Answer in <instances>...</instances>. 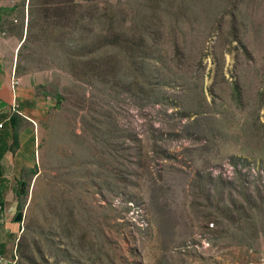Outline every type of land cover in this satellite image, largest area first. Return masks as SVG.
<instances>
[{
	"label": "rangeland",
	"instance_id": "1",
	"mask_svg": "<svg viewBox=\"0 0 264 264\" xmlns=\"http://www.w3.org/2000/svg\"><path fill=\"white\" fill-rule=\"evenodd\" d=\"M75 2L67 29L0 25L25 33L18 71L50 78L27 104L47 109L37 175L11 180L16 263H257L264 0ZM11 87L0 122L23 109Z\"/></svg>",
	"mask_w": 264,
	"mask_h": 264
},
{
	"label": "crops",
	"instance_id": "2",
	"mask_svg": "<svg viewBox=\"0 0 264 264\" xmlns=\"http://www.w3.org/2000/svg\"><path fill=\"white\" fill-rule=\"evenodd\" d=\"M17 12L28 19L30 0H0V25L4 24L5 19L11 18ZM24 34L23 32L21 38L16 34H11L6 38V32H0V71L2 72L0 83L3 85L0 88V110L9 109L10 86L14 81L17 82V85L19 84L16 95L19 103L23 106L22 110L17 113L14 112L22 120L15 137L17 139L16 145L13 147L12 138L14 135L7 123L3 127L5 134L0 135V142L3 140L6 149L0 160V205L2 203L0 206L2 207L0 209V254L4 257V261L0 264H17L15 246L19 226L13 223L12 219L16 216L18 202L11 195V187H13L11 180L36 177L37 173L31 174V171L36 169L34 150L39 136L38 119L36 118L47 116V109L44 107L37 109L27 107L28 103L31 104L34 101L32 96L35 95L33 92L37 86L46 84L45 80L50 78L42 73L30 75L18 71L17 61L14 60V52L17 53L24 42L22 40ZM14 90L12 89V91Z\"/></svg>",
	"mask_w": 264,
	"mask_h": 264
},
{
	"label": "trees",
	"instance_id": "3",
	"mask_svg": "<svg viewBox=\"0 0 264 264\" xmlns=\"http://www.w3.org/2000/svg\"><path fill=\"white\" fill-rule=\"evenodd\" d=\"M37 1L38 0H30V16H31V19H30L29 24H28L29 34L32 32L33 23L36 20V18H34V15H36V14L38 15V19L43 21V24H44L43 29H45L47 32L49 29L51 31H55L57 29H67L68 27L73 25V23H72V20H73L72 9L76 8V2H75L76 0H42L41 9L36 10L37 11V13H36L35 10H32V9H34V7L37 6V3H36ZM62 7L65 9L69 7L70 9H68V11H66V10H62L61 9ZM106 18L108 20H111V19H109L108 16H106ZM60 21H64L63 25L60 24ZM74 41H75V38L73 37L68 44H73ZM124 46L126 48H132V49H127L126 51L134 50V47H132L128 43H125ZM88 74L93 76V73H91V72H86V76H89ZM21 121H22L21 118L17 114H13L10 116L9 121L7 122V126L12 130L13 135H14L12 138L13 147L17 143V139L15 137H16L18 129L20 128ZM5 152H6V149L4 146V142L2 140V142H0V160L4 156ZM36 173H37V169L31 171V174H33V175ZM1 205H2V203H1ZM1 208L2 207H0V209ZM20 210H21V207H20V204L18 203L17 204V213L20 212ZM17 213H16V215H17Z\"/></svg>",
	"mask_w": 264,
	"mask_h": 264
},
{
	"label": "built area",
	"instance_id": "4",
	"mask_svg": "<svg viewBox=\"0 0 264 264\" xmlns=\"http://www.w3.org/2000/svg\"><path fill=\"white\" fill-rule=\"evenodd\" d=\"M11 86H12V89H15V87H17V82L14 81ZM9 118L10 117H7L6 119H4V121L0 122V131L3 129L4 125L9 121ZM3 261H4V257H2V255L0 254V262H3ZM250 264H264V255L260 257L257 263H250Z\"/></svg>",
	"mask_w": 264,
	"mask_h": 264
},
{
	"label": "water",
	"instance_id": "5",
	"mask_svg": "<svg viewBox=\"0 0 264 264\" xmlns=\"http://www.w3.org/2000/svg\"><path fill=\"white\" fill-rule=\"evenodd\" d=\"M22 186V185H21ZM20 215V213H17V216H19Z\"/></svg>",
	"mask_w": 264,
	"mask_h": 264
}]
</instances>
